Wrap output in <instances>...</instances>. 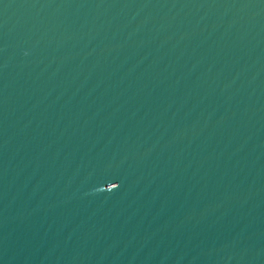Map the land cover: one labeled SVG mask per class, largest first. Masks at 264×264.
<instances>
[{
	"label": "water",
	"instance_id": "95a60500",
	"mask_svg": "<svg viewBox=\"0 0 264 264\" xmlns=\"http://www.w3.org/2000/svg\"><path fill=\"white\" fill-rule=\"evenodd\" d=\"M0 264H264V0H0Z\"/></svg>",
	"mask_w": 264,
	"mask_h": 264
}]
</instances>
